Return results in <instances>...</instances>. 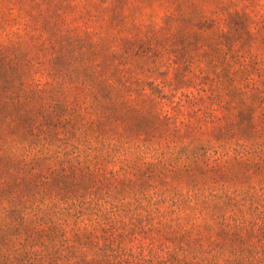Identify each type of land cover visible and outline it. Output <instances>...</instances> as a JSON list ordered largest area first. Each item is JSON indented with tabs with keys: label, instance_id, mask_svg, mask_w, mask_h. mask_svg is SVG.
Here are the masks:
<instances>
[{
	"label": "trees",
	"instance_id": "obj_1",
	"mask_svg": "<svg viewBox=\"0 0 264 264\" xmlns=\"http://www.w3.org/2000/svg\"><path fill=\"white\" fill-rule=\"evenodd\" d=\"M0 264H264V0H0Z\"/></svg>",
	"mask_w": 264,
	"mask_h": 264
},
{
	"label": "rangeland",
	"instance_id": "obj_2",
	"mask_svg": "<svg viewBox=\"0 0 264 264\" xmlns=\"http://www.w3.org/2000/svg\"><path fill=\"white\" fill-rule=\"evenodd\" d=\"M93 28L98 40H110L113 35V29L110 25H95Z\"/></svg>",
	"mask_w": 264,
	"mask_h": 264
}]
</instances>
